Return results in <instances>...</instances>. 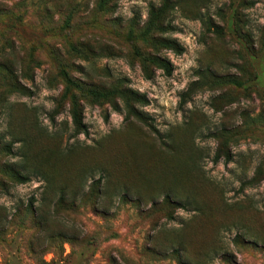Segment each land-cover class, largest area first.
<instances>
[{"label": "rangeland", "instance_id": "obj_1", "mask_svg": "<svg viewBox=\"0 0 264 264\" xmlns=\"http://www.w3.org/2000/svg\"><path fill=\"white\" fill-rule=\"evenodd\" d=\"M0 264H264V0H0Z\"/></svg>", "mask_w": 264, "mask_h": 264}, {"label": "trees", "instance_id": "obj_2", "mask_svg": "<svg viewBox=\"0 0 264 264\" xmlns=\"http://www.w3.org/2000/svg\"><path fill=\"white\" fill-rule=\"evenodd\" d=\"M161 66L165 69L166 73L170 72V68H169V65L167 63H163V64H161ZM72 116H73V121H74L75 126L78 127V132H81L80 130L84 129V126H83V124H81V121H80V118H79V114L76 111V109L72 110Z\"/></svg>", "mask_w": 264, "mask_h": 264}]
</instances>
